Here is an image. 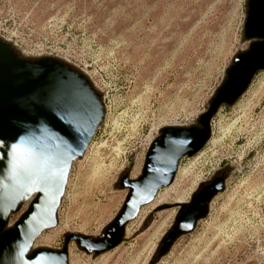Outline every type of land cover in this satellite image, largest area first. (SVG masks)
<instances>
[{"label": "rangeland", "instance_id": "1", "mask_svg": "<svg viewBox=\"0 0 264 264\" xmlns=\"http://www.w3.org/2000/svg\"><path fill=\"white\" fill-rule=\"evenodd\" d=\"M248 0H0V35L25 55H52L84 71L102 92L103 124L72 168L59 225L36 246L62 248L67 233L97 237L122 208L117 188L141 175L167 125L206 112L244 39ZM211 142L180 162L174 183L141 209L127 240L99 256L70 245V264H150L178 209L218 172L226 190L212 214L157 264H264V71L232 106L223 105ZM16 217L14 218V220Z\"/></svg>", "mask_w": 264, "mask_h": 264}, {"label": "water", "instance_id": "2", "mask_svg": "<svg viewBox=\"0 0 264 264\" xmlns=\"http://www.w3.org/2000/svg\"><path fill=\"white\" fill-rule=\"evenodd\" d=\"M243 32L249 47L235 55L197 123L162 127L141 175L132 178L126 171L120 176L117 188L128 192L115 218L97 237L65 234L59 249L37 247L36 242L59 225L73 165L105 120L104 96L84 71L66 60L25 55L0 35V264H70L72 243L99 256L125 242L128 224L174 183L180 162L210 141L219 109L234 106L264 71V0H248ZM226 180L227 173L218 172L199 185L189 202L157 209L178 211L150 264L167 256L208 217L212 201L226 190Z\"/></svg>", "mask_w": 264, "mask_h": 264}, {"label": "built area", "instance_id": "3", "mask_svg": "<svg viewBox=\"0 0 264 264\" xmlns=\"http://www.w3.org/2000/svg\"><path fill=\"white\" fill-rule=\"evenodd\" d=\"M218 114V113H217ZM215 118H216V116L213 118V120H212V136H213V134H214V131H213V123H214V120H215ZM211 142V139H210V141L206 144V145H208L209 143ZM148 149H149V147H148ZM200 153V152H199ZM215 199V198H214ZM214 203V200L212 201V203H211V205H210V212H209V215H208V217L206 218V219H204V220H201L200 222H203V221H207L208 219H210V217H211V214H212V204ZM199 222V223H200ZM128 229V228H127Z\"/></svg>", "mask_w": 264, "mask_h": 264}, {"label": "flooded vegetation", "instance_id": "4", "mask_svg": "<svg viewBox=\"0 0 264 264\" xmlns=\"http://www.w3.org/2000/svg\"><path fill=\"white\" fill-rule=\"evenodd\" d=\"M249 43V42H248ZM256 76V75H255ZM255 78V77H254ZM225 106H227V105H225Z\"/></svg>", "mask_w": 264, "mask_h": 264}]
</instances>
